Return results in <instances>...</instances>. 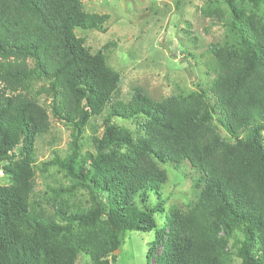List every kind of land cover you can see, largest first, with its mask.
<instances>
[{"label": "trees", "instance_id": "obj_1", "mask_svg": "<svg viewBox=\"0 0 264 264\" xmlns=\"http://www.w3.org/2000/svg\"><path fill=\"white\" fill-rule=\"evenodd\" d=\"M214 3L199 9L226 29L209 46L207 90L154 100L135 88L123 101L105 48L93 52L75 34L99 30L108 15L85 12L82 0H0V264L80 255L117 264L127 232L151 231L146 264H264V0ZM49 113L70 142L41 174L55 168L67 184L36 193L35 143ZM181 161L203 176L198 198L186 211L171 207L156 231L160 166Z\"/></svg>", "mask_w": 264, "mask_h": 264}, {"label": "rangeland", "instance_id": "obj_2", "mask_svg": "<svg viewBox=\"0 0 264 264\" xmlns=\"http://www.w3.org/2000/svg\"><path fill=\"white\" fill-rule=\"evenodd\" d=\"M207 1L82 0L85 12L105 14L109 18L99 30L76 29L75 34L83 38L93 52L105 48L108 65L120 77L119 98L123 101L130 99L135 88L154 100L207 90L214 78L210 71L214 62L209 46L221 41L226 31L221 24L201 16L199 9ZM212 1L223 4L222 0ZM39 103L47 106L43 98ZM49 120L48 133L35 143L36 193H42L46 185L53 186L55 181L67 184L55 168L41 174L40 164L50 161L54 155L65 156L70 142L69 128L55 121L50 113ZM115 122L134 130L132 122L119 119ZM93 124L97 127L96 133L101 135V118H96ZM91 134L90 129H85V136ZM86 149H89L87 143L83 150ZM160 167L166 173L167 181L160 187L164 212L154 215L156 231L165 224L171 207L186 211L189 204L197 200L203 178L187 161L175 166L168 162ZM4 184L6 181L0 172V185ZM77 196L78 200H83L82 196ZM146 203L149 206L156 204L153 194L149 195ZM154 237L155 231L127 232L123 245L115 254L117 264H146V252ZM76 264H90V260L80 255Z\"/></svg>", "mask_w": 264, "mask_h": 264}, {"label": "water", "instance_id": "obj_3", "mask_svg": "<svg viewBox=\"0 0 264 264\" xmlns=\"http://www.w3.org/2000/svg\"><path fill=\"white\" fill-rule=\"evenodd\" d=\"M159 42L161 43V41L159 40ZM119 252V250H117V251H115V252H113V254L115 255L116 253H118Z\"/></svg>", "mask_w": 264, "mask_h": 264}]
</instances>
